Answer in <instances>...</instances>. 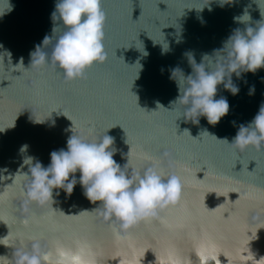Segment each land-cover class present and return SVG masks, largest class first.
Masks as SVG:
<instances>
[{"label": "water", "instance_id": "95a60500", "mask_svg": "<svg viewBox=\"0 0 264 264\" xmlns=\"http://www.w3.org/2000/svg\"><path fill=\"white\" fill-rule=\"evenodd\" d=\"M55 2L10 0L12 10L0 17V52L10 53L0 57L3 264H15L18 248L38 243L45 249L55 240L77 239L91 245L98 264H156L155 256L169 247L197 264L192 252L198 242L211 243L216 264H264V143L243 150L227 143L264 103V68L239 79L232 75L236 95L217 86L214 99L226 98L228 112L215 125L204 117L198 124L186 122L183 105L170 103L183 91V76L193 71L185 53L200 63L233 30L255 27L264 17V0H233L223 7L214 0L211 11H197L207 0H101L106 60L71 82L58 68L35 62L40 50L50 53L59 34L57 29L53 35L50 19ZM245 11L249 18L233 20ZM46 35L50 41L43 44ZM162 46H168L164 54ZM172 68L182 73L174 74L177 81L170 79ZM71 129L88 141L112 137L113 159L121 166L128 159L132 169L143 170L153 162L146 157L154 158L165 176L180 177V202L161 213L162 222H142L117 238L118 226L93 210L99 202L90 203L79 182L67 198L53 189L55 211L28 200L24 159L47 166L51 151L66 150ZM21 145L26 151L20 152Z\"/></svg>", "mask_w": 264, "mask_h": 264}, {"label": "clouds", "instance_id": "9594fccd", "mask_svg": "<svg viewBox=\"0 0 264 264\" xmlns=\"http://www.w3.org/2000/svg\"><path fill=\"white\" fill-rule=\"evenodd\" d=\"M213 2L214 0H207L204 6L196 10L202 11L207 7L211 11ZM215 2L223 7L226 4L231 5L233 0ZM12 7L10 0H0V17L10 12ZM245 15L249 18L245 11L242 15L233 17V20L243 22ZM50 19L53 21V35L57 29L60 31L54 35L55 43L50 53L37 48L40 51L36 63L58 68L62 78L71 82L82 79L86 70L106 60L103 45L106 17L101 8V0H56ZM56 21L60 23L56 24ZM46 41H50L47 35L43 39V44ZM37 50L31 54L32 58L37 55ZM167 50L168 46H162L161 53L164 54ZM4 53L10 57L7 51L0 52V57H3ZM217 53L224 55L217 57ZM144 55L147 53L144 52ZM185 55L193 71L187 77L182 75L186 81L183 91L181 92L179 88L180 95L170 103L172 106L178 103L183 105L181 115L186 122L190 120L193 124H198L199 118L204 117L208 124L215 125L228 112L226 98L221 96L214 99L217 86L222 84L225 90L236 95L239 88L232 82V75L239 79L242 73H255L258 69L264 68V17L261 16L255 27H245L243 32L240 29L233 30L223 42L222 48L213 50L211 56L203 54L200 63H196L190 52ZM177 72L181 73L179 69L172 68L170 79H173ZM253 92L254 88L250 87L249 95ZM2 131L4 129L0 130ZM184 131L188 132L187 129ZM202 133L207 131L204 130ZM227 143L239 150L250 146L258 147L264 143V103L247 125H239L232 141ZM112 144L113 138L108 135L88 141L73 133L67 138L66 150L50 152V163L47 166H42L38 160L33 164V158L26 157L23 163L29 165V168L28 172L23 174L28 181L27 199L38 205L52 207L53 189H62L67 198L79 182L85 198L90 203L99 202L93 210L105 220L111 219L112 223L118 226L113 229L117 238L121 232L128 233L142 222L152 220L162 222L161 213L180 202L182 195L180 177L176 174L165 176L158 161L152 157H146L153 162L143 170L132 169L128 159L121 166L113 159L116 150L110 147ZM26 149L27 145H21L20 152ZM129 153L130 148L127 157ZM77 171L80 174L79 181L75 176ZM59 194V191H56V196ZM59 211L64 215L90 212L81 210L77 214H65ZM5 238L6 236L0 238V241ZM211 248L209 242H198L194 245L192 255L195 256L197 264L209 262L216 264L219 259L218 256L213 258ZM5 260L4 256H0V264ZM155 261L156 264H192L191 257L182 256L172 247L165 249L158 257L155 256ZM15 264H98V260L87 241L77 239L71 244H66L61 240H55L45 249L38 243H34L28 250L18 248Z\"/></svg>", "mask_w": 264, "mask_h": 264}]
</instances>
